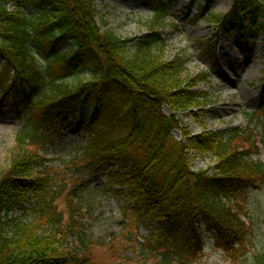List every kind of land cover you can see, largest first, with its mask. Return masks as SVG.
I'll list each match as a JSON object with an SVG mask.
<instances>
[{
  "label": "trees",
  "instance_id": "16d2710c",
  "mask_svg": "<svg viewBox=\"0 0 264 264\" xmlns=\"http://www.w3.org/2000/svg\"><path fill=\"white\" fill-rule=\"evenodd\" d=\"M97 1L0 0V108L34 121L0 169V264H93L84 239L78 237L83 254L68 246L80 235L77 211L68 200L63 222L51 194L53 171L30 148L51 142L40 128L77 119L88 141L73 166L118 171L127 189V227L153 228L137 242L145 255L195 264L205 227L217 248L244 258L247 198L264 186V165L251 159L257 148L246 130L190 135L180 128V114L203 116L211 100L196 90L207 74L187 78L190 59L166 57L161 32L177 0H144L151 9L147 34L134 39L99 26ZM214 1L198 0L196 17L211 23L216 36L239 33L254 41L263 31L264 0H231L229 12L216 16L207 13ZM214 48L204 50L210 61ZM198 159L208 161L207 169L193 170ZM253 264H264V254Z\"/></svg>",
  "mask_w": 264,
  "mask_h": 264
},
{
  "label": "rangeland",
  "instance_id": "374dc122",
  "mask_svg": "<svg viewBox=\"0 0 264 264\" xmlns=\"http://www.w3.org/2000/svg\"><path fill=\"white\" fill-rule=\"evenodd\" d=\"M198 6V0H177L171 7L172 17L166 21L169 26L161 32L167 44V58L183 53L190 59L186 65L187 78L207 74L196 90L208 94L211 104L203 116L194 118L180 114V128L190 135L230 128L246 130L257 148V154L251 159L264 165V29L254 41L239 33L226 38L216 36L211 23L196 17ZM230 7L231 0H215L207 13L225 15ZM95 8L99 26L103 28L105 24L118 37L134 39L147 34L151 9L144 0H98ZM27 13L33 14L30 10ZM210 46H215L211 55L213 61L204 54ZM77 80L70 82L75 84ZM80 80L88 83V74H82ZM163 111L171 115L169 109ZM27 123L23 114L14 115L0 108V169L9 165L18 147L17 137L33 130L34 121L31 125ZM40 130L44 135H51V142L30 148L35 149L45 161L44 165L53 171L54 206L62 214L63 222L68 223L69 200L77 211L74 221L81 226L80 235L71 236L68 246L78 247L79 254H83L78 237L84 239L93 264H164L157 256L145 255L137 245L139 240L149 236L152 225L127 227L124 212L127 189L118 171L110 167L90 171L82 165L73 166L88 141L80 121H55ZM174 138L181 140V133L175 132ZM208 164L207 160L198 159L192 167L195 171L205 170ZM118 193L124 195L120 198ZM247 204L249 236L245 257L230 258L214 245L213 236L203 227L204 250L195 264H253L254 257L264 254V186L249 193Z\"/></svg>",
  "mask_w": 264,
  "mask_h": 264
}]
</instances>
